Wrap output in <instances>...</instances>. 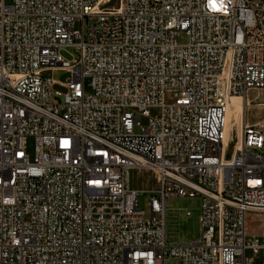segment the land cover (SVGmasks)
Instances as JSON below:
<instances>
[{"label": "built area", "instance_id": "2783aa9c", "mask_svg": "<svg viewBox=\"0 0 264 264\" xmlns=\"http://www.w3.org/2000/svg\"><path fill=\"white\" fill-rule=\"evenodd\" d=\"M110 3L0 0V264H264V117L226 133L264 91V0ZM173 197L201 199L197 241L167 243Z\"/></svg>", "mask_w": 264, "mask_h": 264}, {"label": "rangeland", "instance_id": "374dc122", "mask_svg": "<svg viewBox=\"0 0 264 264\" xmlns=\"http://www.w3.org/2000/svg\"><path fill=\"white\" fill-rule=\"evenodd\" d=\"M117 4V0H111V3L108 7H115ZM89 25L94 24V20H89ZM187 43V37L184 34H181L177 38L178 45H185ZM59 55L64 61L72 62L74 57L76 56V52L74 49L65 48L59 50ZM53 81L56 83H66L70 79V75L64 73L62 71L53 72L50 74ZM54 92H58L60 94H64L65 90L56 86L53 89ZM59 103L62 102V98L55 96L54 98ZM261 99L264 101V91L261 92H250L247 95V101L252 105ZM169 101L167 100V103ZM236 108L232 110V114L229 116H233V121L236 123L237 120V112L235 111ZM261 117H264V109L256 110V109H249L246 113V120L248 123H255ZM230 118V117H229ZM144 123V120H143ZM232 126H238L236 123ZM137 132V129H135ZM156 184L154 177L149 172L144 171H133L130 176V189L135 190L138 193V209L140 211L145 212L146 214L149 213L148 207V199H149V192L148 190L155 189ZM167 207V243L170 245L176 244H184L190 241H197L200 237V222L199 217L201 213V199L200 198H180V197H173L167 199L166 203ZM190 212V217L186 216V213ZM253 217L248 215L246 217V221L248 222V231L250 235H255L256 237H260L261 231L256 229L253 225L252 221ZM168 264H178L176 261H169Z\"/></svg>", "mask_w": 264, "mask_h": 264}, {"label": "bare ground", "instance_id": "6f19581e", "mask_svg": "<svg viewBox=\"0 0 264 264\" xmlns=\"http://www.w3.org/2000/svg\"><path fill=\"white\" fill-rule=\"evenodd\" d=\"M245 1H250L252 8H259V0H245ZM234 107L236 108L235 111L237 112L236 123L238 124V126H235V127L237 128L238 132H240V128L243 124L244 115L246 116L247 110L251 109L253 107V105L247 101V97L244 101L240 100L238 98H232L231 99L230 109H229V112H228L227 118H226V124H227L226 125V133L227 134L230 133V131L233 127L232 123L236 125V123L233 121L234 115L229 116V114H232V110L234 109Z\"/></svg>", "mask_w": 264, "mask_h": 264}, {"label": "crops", "instance_id": "0c3cea01", "mask_svg": "<svg viewBox=\"0 0 264 264\" xmlns=\"http://www.w3.org/2000/svg\"><path fill=\"white\" fill-rule=\"evenodd\" d=\"M250 124H254V123H250ZM154 190V189H153ZM149 191V190H148ZM150 191H152V190H150Z\"/></svg>", "mask_w": 264, "mask_h": 264}]
</instances>
